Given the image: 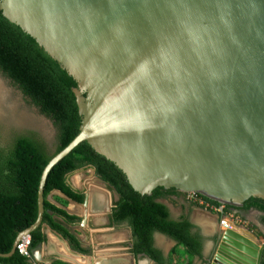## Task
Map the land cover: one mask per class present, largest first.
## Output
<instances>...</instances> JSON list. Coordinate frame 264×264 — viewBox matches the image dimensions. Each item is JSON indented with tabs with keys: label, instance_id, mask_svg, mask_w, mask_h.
I'll list each match as a JSON object with an SVG mask.
<instances>
[{
	"label": "water",
	"instance_id": "1",
	"mask_svg": "<svg viewBox=\"0 0 264 264\" xmlns=\"http://www.w3.org/2000/svg\"><path fill=\"white\" fill-rule=\"evenodd\" d=\"M0 11L76 81L80 115L41 173L36 220L0 258L41 226L44 200L62 195L44 198L47 175L82 142L140 195L264 201V0H0ZM87 202H73L84 222ZM262 250L224 230L209 264H260Z\"/></svg>",
	"mask_w": 264,
	"mask_h": 264
},
{
	"label": "trees",
	"instance_id": "2",
	"mask_svg": "<svg viewBox=\"0 0 264 264\" xmlns=\"http://www.w3.org/2000/svg\"><path fill=\"white\" fill-rule=\"evenodd\" d=\"M0 72L20 90L22 95L39 112L51 120L56 133V150L50 153L34 135L16 136L8 148L0 147V254H8L17 235L34 223L37 217V193L41 173L53 155L61 151L78 133L80 115L73 88L76 81L51 59L35 40L19 27L10 23L0 11ZM92 167L97 177L112 187L119 200L111 209L114 224H125L131 230L135 254H145L158 264H165L161 253L153 246L152 237L158 232L182 246L190 257L201 258L200 234L194 230L188 217L181 214L173 218L168 207L157 199L162 195L180 193L175 189L157 187L150 195H140L129 185L125 175L112 162L96 153L86 142L79 144L69 155L58 162L48 173L44 198L57 190L69 199L81 204L82 192L74 191L66 183L67 176L83 167ZM204 202L219 205L200 194ZM57 200V198H55ZM255 207L262 212L264 225V201L250 198L242 208ZM226 206L224 212H227ZM51 211L52 214H49ZM53 215L72 224L79 218L44 200L42 224L59 233L80 253L79 240ZM41 224V225H42ZM41 226L30 233L29 254L44 236ZM0 264H31L15 250L9 257L0 258ZM51 264H65L54 261ZM264 264V256L261 260Z\"/></svg>",
	"mask_w": 264,
	"mask_h": 264
},
{
	"label": "rangeland",
	"instance_id": "3",
	"mask_svg": "<svg viewBox=\"0 0 264 264\" xmlns=\"http://www.w3.org/2000/svg\"><path fill=\"white\" fill-rule=\"evenodd\" d=\"M55 132L51 120L30 104L12 81L0 72V147H10L16 136L34 135L44 144L48 152L53 153L56 150ZM73 176H77L85 187L83 190H87L88 202L91 203V214L94 218L109 212L119 200L116 191L97 177L92 167H83L68 175L70 180ZM157 200L162 201L168 207L173 218L181 214L186 215L204 234L214 239L208 241L205 250L204 256L207 264L212 260L221 238L222 222L225 216L233 219V228L239 231L244 239L249 238L264 249V225L260 222L262 212L255 207L243 209L242 206L237 207L218 202L219 205L213 206L204 202L198 194L182 192L162 195ZM220 205H223V216L217 212ZM226 206L228 210L224 212ZM155 240L172 241L161 234H156ZM167 261L168 264H192V257L187 255L182 246L175 244L171 257Z\"/></svg>",
	"mask_w": 264,
	"mask_h": 264
},
{
	"label": "crops",
	"instance_id": "4",
	"mask_svg": "<svg viewBox=\"0 0 264 264\" xmlns=\"http://www.w3.org/2000/svg\"><path fill=\"white\" fill-rule=\"evenodd\" d=\"M67 184L74 191L88 194L87 190H83L85 187L77 176H73L71 180L69 179ZM52 198L54 200L57 198L55 205L69 215H73V212L78 211V207L73 202L79 203L71 199L67 200L63 194L55 195L54 193ZM90 204V202H87V205L81 208L85 222L79 218L77 222L68 224L61 217L53 215L54 219L66 226L79 240L81 248L85 249L87 253L73 250L67 240L59 233L46 224H42L40 231L44 236V240L40 249L31 252L30 263L33 264L43 260L45 262L43 264H51L54 261L65 264H158L151 258L150 260L146 259L147 255L135 254L132 251L133 242L130 241L128 229L118 228L114 225L110 219L111 210L106 214L99 215L100 217L95 216L94 218L91 214L92 207ZM175 244L174 241H153L154 248L161 253L165 264H168L167 259L171 257L173 245ZM192 264H207V261L205 256L200 261L196 257H192Z\"/></svg>",
	"mask_w": 264,
	"mask_h": 264
},
{
	"label": "built area",
	"instance_id": "5",
	"mask_svg": "<svg viewBox=\"0 0 264 264\" xmlns=\"http://www.w3.org/2000/svg\"><path fill=\"white\" fill-rule=\"evenodd\" d=\"M194 194V193H193ZM195 195H197L195 193ZM212 207V206H210ZM218 214L222 215V208H223V205H220L218 206ZM213 208V207H212ZM224 211V210H223ZM223 216V215H222ZM232 218L230 217L229 219L227 218V216L224 217V221L222 222V228L223 230H228V229H234V225L232 224ZM29 244H30V237L27 236V237H24L17 245H16V250L19 254L29 258L30 257V254H29ZM33 264H43L41 262H35Z\"/></svg>",
	"mask_w": 264,
	"mask_h": 264
},
{
	"label": "flooded vegetation",
	"instance_id": "6",
	"mask_svg": "<svg viewBox=\"0 0 264 264\" xmlns=\"http://www.w3.org/2000/svg\"><path fill=\"white\" fill-rule=\"evenodd\" d=\"M179 192V191H178ZM243 205V204H242ZM242 205H240V206H237V207H241ZM190 222L193 224V226H194V230H197L198 231V233L200 234V237L202 238L201 239V241H203V243H202V250H201V258H198V257H196L198 260H201V259H204V254H205V250L207 249L206 247H207V245H208V241H213L214 239H211L212 237H209V236H207L206 234H204V232H202V230L195 224V223H193L191 220H190ZM114 225H116V226H118V228H127L129 231H130V233H131V230H130V228L127 226V225H125V224H114ZM223 230V229H222ZM224 231V230H223ZM222 231V232H223ZM156 234H160V233H158V232H155L154 234H153V237H152V241H156L155 240V235ZM162 235V234H161ZM130 241H132V236H131V240ZM215 241H216V238H215ZM219 242H220V240H219ZM219 244V243H218ZM218 244H217V246H216V249H215V252H214V255H215V253H216V250H217V247H218ZM213 255V256H214ZM263 256H264V249H263V251H262V258H261V260L263 259ZM213 258V257H212ZM260 264H261V262H260Z\"/></svg>",
	"mask_w": 264,
	"mask_h": 264
},
{
	"label": "bare ground",
	"instance_id": "7",
	"mask_svg": "<svg viewBox=\"0 0 264 264\" xmlns=\"http://www.w3.org/2000/svg\"><path fill=\"white\" fill-rule=\"evenodd\" d=\"M236 233H238L239 236H241V233L237 231L236 229H233ZM242 237V236H241ZM243 238V237H242Z\"/></svg>",
	"mask_w": 264,
	"mask_h": 264
}]
</instances>
